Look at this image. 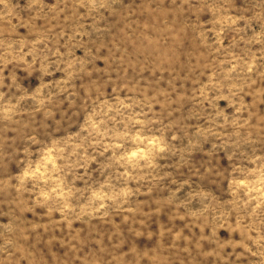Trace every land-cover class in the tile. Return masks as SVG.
Segmentation results:
<instances>
[{"label":"rangeland","instance_id":"obj_1","mask_svg":"<svg viewBox=\"0 0 264 264\" xmlns=\"http://www.w3.org/2000/svg\"><path fill=\"white\" fill-rule=\"evenodd\" d=\"M257 3L0 0V243L264 264Z\"/></svg>","mask_w":264,"mask_h":264},{"label":"clouds","instance_id":"obj_2","mask_svg":"<svg viewBox=\"0 0 264 264\" xmlns=\"http://www.w3.org/2000/svg\"><path fill=\"white\" fill-rule=\"evenodd\" d=\"M39 0H37V3ZM254 9H257V15L264 17V0H258ZM14 85H5L3 80L0 79V87H13ZM85 243H92L95 245L94 253L82 255L83 244H77L73 251V255L67 260H57L53 256H49L47 261L42 258H37L35 253L29 249H25L19 246L15 238H4L0 243V264H128L123 260L124 245L127 243L122 235L118 231H114L111 235L104 237L98 236L96 238H90ZM170 247V246H169ZM168 248H160L155 253V259L150 257L143 261V264H166L165 253L168 252ZM128 252H131V246L129 245ZM133 261L135 257H131ZM138 264V262H137Z\"/></svg>","mask_w":264,"mask_h":264}]
</instances>
